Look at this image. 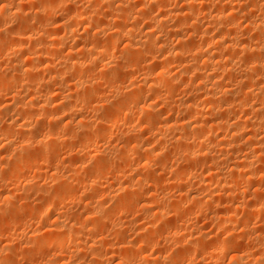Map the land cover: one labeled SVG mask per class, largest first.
<instances>
[{
	"label": "bare ground",
	"instance_id": "1",
	"mask_svg": "<svg viewBox=\"0 0 264 264\" xmlns=\"http://www.w3.org/2000/svg\"><path fill=\"white\" fill-rule=\"evenodd\" d=\"M12 1L0 0V59L5 60L0 64V213L7 211L0 217L3 223L16 224L24 211L40 219L45 210L50 220L46 224L43 220L42 232L32 228L26 234L24 248L29 253L24 256L31 259L32 252L42 254L53 244L58 259L52 264H110L116 260L117 264H183L179 259L189 264L192 252L202 261L207 259V264H216L214 253L232 246L237 233L250 232L249 220L240 222L239 218L236 224L238 213H264L263 191L254 192L253 203L239 202L240 193L236 191L239 185L264 181V110L259 111L257 106L264 104V0H178L180 5L175 8L167 7L169 0H79L86 5H79L77 0H27L39 3L35 6L37 19L30 10L26 17L18 15L19 7ZM208 4H212V11L209 7L206 10ZM11 6L17 10L12 11ZM68 7L69 24L60 19L63 15L52 16ZM155 7L160 8L157 16L153 15ZM12 14L23 17L15 21L18 28L13 22L16 29H5L4 21ZM31 16L38 24L33 22L37 24L35 28L31 21L33 29L28 30ZM27 42L31 43L27 48L31 53L20 61L21 47ZM34 42L39 48L34 44L35 48L31 47ZM18 52L22 53L20 57ZM41 72L46 77L38 80L35 75ZM132 73L140 77L133 79ZM190 75L197 83L187 87L184 83ZM189 80L192 78L186 83ZM42 81L47 86L44 84V91L40 90ZM182 89L193 99H176ZM158 103L164 112L174 111L180 117L160 118L162 111L154 112ZM119 121L127 123L119 137H123L122 141L102 144ZM14 137L17 141L12 140ZM149 143H155V147H149ZM66 149L74 153L73 159L67 164L65 159L54 160ZM93 149L97 151L93 157L100 154L94 163L90 155ZM51 161L57 171L53 172L55 169L49 165L52 173L43 174L58 185L56 190L47 192L34 180L24 182L18 188L21 193L10 190L15 188L9 186L19 185L25 168L35 164L33 167L38 165L40 169ZM154 161L158 171L150 169ZM174 162L178 164L176 169L172 168ZM193 166L202 167L203 173L193 172L195 181L191 184L200 189L184 187L171 197L159 192L170 182L166 183L157 172L169 171L174 176L171 181L181 185L191 178ZM133 170L138 171L136 177H128ZM39 172L37 169L35 175L43 176ZM109 177L113 183L107 181ZM214 189L223 195V200L235 191L239 193L235 197L237 204L210 218L216 231H226V240L220 242L210 233L199 231L196 237L192 233L186 237L180 232L183 225L174 222L172 229L163 228L167 216H183L185 205L195 214L208 209L210 212L212 206L224 209L225 204L218 208L224 202ZM79 190L85 192L83 198L77 196ZM142 194L149 196L144 198ZM99 196L111 205L104 207L106 202ZM79 197L81 201L85 199L84 211L78 216L70 215L68 202L78 201ZM135 210L142 222L120 220ZM263 224L259 225L260 233ZM105 227L122 240L109 242L108 232L103 234ZM40 232L45 234L41 236ZM19 233L6 236L5 244H1L0 264L18 261L19 256L17 260L8 256ZM129 233L133 240H128ZM178 235L182 241L180 250L174 248L173 253L170 250L166 254L157 251L154 255L148 252L158 238L168 241ZM257 235L258 243L264 246V238ZM244 252L232 253L230 264H251L252 260L253 264H264V259L260 261L256 256L249 261L247 255L250 259L256 254Z\"/></svg>",
	"mask_w": 264,
	"mask_h": 264
},
{
	"label": "rangeland",
	"instance_id": "2",
	"mask_svg": "<svg viewBox=\"0 0 264 264\" xmlns=\"http://www.w3.org/2000/svg\"><path fill=\"white\" fill-rule=\"evenodd\" d=\"M14 2H15V4L17 3V5L15 6V7H19V9L17 10V8H15V7H12L11 6V9H12V11L13 10H17L18 12H17V14L18 15H20L21 13V15H24L25 17H26V15L27 14H31L30 13V11L32 12V14L31 15H33V17L35 16V11H37V7H35V6H37V4H39L38 2H28L27 0H25L24 2H22V0L20 1V0H13ZM12 1V3H14ZM77 1H79V0H77ZM168 1V0H167ZM245 1H247L248 3H250V2H252V1H248V0H245ZM245 1H242L243 3H245ZM246 2V3H247ZM81 3L83 4V5H86V2H82V1H79V5H81ZM168 3L169 4H172V5H170V6H168ZM168 3H166L167 4V7H169V8H175L176 6L177 7H179V5H180V3H179V1L178 0H175V1H172V0H169L168 1ZM178 3V4H177ZM1 4V3H0ZM14 4V5H15ZM25 4V5H24ZM173 5H175V6H173ZM1 6V5H0ZM29 6V7H28ZM23 7H24V9H25V11H24V9H23ZM211 9H209V8ZM212 7V4H208V6H207V8H206V10H208L209 9V11H212L213 10V7ZM15 8V9H14ZM27 8H30V9H27ZM70 7H68L66 10H65V8H62V9H59V10H57V12H55V13H57V14H55L54 13V15H52V16H54V17H56V18H58V16L60 15V19H63L64 20V22L66 23V24H69L70 22V20H68V15H69V13H68V9H69ZM140 8V7H139ZM158 8V7H157ZM156 7L154 8V10L155 11H153V15H158L159 14V9L160 8H158L157 9ZM21 10H23L22 12H20ZM27 10V11H26ZM30 10V11H29ZM64 10V11H63ZM71 10V8L69 9V11ZM158 10V12L156 13V11ZM61 11H63V12H61ZM28 12V13H27ZM60 12V13H59ZM68 14H67V13ZM27 13V14H26ZM65 13H66V15H65ZM17 14H12L11 15V17L9 16V18L8 19H6V21H4L5 22V29L6 28H8V30H12L11 28H14V26H15V24L19 21L20 22V20H18L19 18H22V17H18V18H16L17 17ZM26 14V15H25ZM14 15V17H12ZM16 15V16H15ZM33 17L31 16L30 18H32V19H30L29 20V23L31 22L32 24H34V26H35V28H36V26H37V22H35V19H37V15L34 17L35 19L33 20ZM38 17H40V16H38ZM64 17H67V18H64ZM12 18H14V20L12 19ZM41 18V17H40ZM10 19H12V21L10 20ZM25 19V18H24ZM27 19V18H26ZM16 20H18L17 22H15ZM37 21H39V20H37ZM11 22H12V25H11ZM13 22H15V24L13 23ZM33 22H35V23H37L36 25H35V23H33ZM143 22V21H142ZM30 23V25H29V27H28V30H30L32 27H33V25ZM141 23V22H140ZM139 23V26L141 25ZM2 27L4 28V24H3V21H2ZM142 24H144V23H142ZM10 25V26H9ZM18 25H19V23L18 24H16V27L18 28ZM8 26V27H7ZM34 28V29H35ZM141 28V27H140ZM14 29H16V28H14ZM33 29V28H32ZM82 30V29H81ZM9 42V43H8ZM6 43H8V44H11V42L9 41V40H7L6 41ZM36 42H34V43H32V46L31 47H34L35 48V46H33V44L34 45H36V49H37V47L39 48V46H38V43H36ZM171 43L173 44V42L172 41H170V45H171ZM7 44V45H8ZM24 44H28V42L27 43H23V45H22V47H21V49H23V50H21V51H23L22 53H23V56H21L20 57V55L22 54H20L19 52V54L17 53V57L19 56L20 57V59H22V58H26L27 56H26V54H30L31 52L28 50L29 48L28 47H30V45H31V43H29V45H27V46H25ZM9 46V45H8ZM25 47V49H24V47ZM118 46V48H120V50L122 49V44H118L117 45ZM28 48V49H27ZM34 48H31V49H34ZM116 49H117V47H116ZM26 50V51H25ZM35 50V49H34ZM119 49H117V51H118ZM20 51V52H21ZM25 51V52H24ZM33 51V50H32ZM1 57V56H0ZM13 57V56H12ZM116 57V56H115ZM242 57V56H241ZM14 58V57H13ZM13 58H11V59H13ZM240 58V57H239ZM244 58V57H243ZM2 59L4 60V57H2L0 60H1V63L0 64H2ZM15 59V58H14ZM19 59V58H18ZM19 59V60H20ZM117 58H115V59H113V60H116ZM24 59H22V60H20V61H23ZM240 60V59H239ZM239 60H236V61H238V62H236V63H239L240 61ZM117 61V60H116ZM241 61H242V59H241ZM4 62H5V60H4ZM3 62V63H4ZM41 74L43 75V76H41ZM132 77L131 78H133V79H135L134 77H136V79L138 78V77H140V75H138V74H133L132 73ZM35 76H37V77H35V78H37L38 80H42V78H44V77H46V76H44V73H38V74H36ZM41 76V77H40ZM40 77V78H39ZM190 78H192V80H189V82L188 83H186L187 81H188V79H190ZM190 78H188L187 80H186V82L184 83L187 87H189L191 84H194V85H196V83L197 82H194L193 80H194V78H193V76H191L190 75ZM43 83V84H42ZM42 83H41V86L42 87H40L41 89V91H44L46 88H47V86H46V84H45V81H42ZM44 84H45V89H43L44 88ZM188 84V85H187ZM184 85V88H187L186 86ZM262 86V85H261ZM182 90H183V93H182ZM182 90H180V93H178L177 95H176V99H178V98H180V99H185V100H187V99H193L192 98V96L190 97V94H188L187 95V93H184V89H182ZM179 95H180V97H179ZM183 96V97H182ZM5 97V96H4ZM3 97V98H4ZM182 97V98H181ZM179 99V100H180ZM184 100V101H185ZM200 100H202V99H200ZM161 104H159L158 103V105L156 106V108H155V110H154V112H156V113H158V111H162V113L161 114H163V115H160V118H163L164 120L167 118V119H169V118H171V119H175V118H179L180 117V115H178V113L177 112H172V111H170L169 113H168V111H165L164 112V110H163V108H162V106H160ZM257 106H258V109H259V111H263L264 110V104H262V105H260V104H257ZM256 106V107H257ZM262 106V107H261ZM262 109V110H261ZM237 113V112H236ZM177 114V115H176ZM176 115V116H175ZM239 115H240V113L238 112L237 113V116L239 117ZM245 115V114H244ZM250 114H248V115H246V116H249ZM162 116V117H161ZM178 116V117H177ZM237 116H236V118H237ZM242 116H243V114L242 115H240V118L242 119ZM244 117L245 116H243V119H244ZM240 118H238V119H240ZM163 119H162V121H163ZM166 119V120H167ZM241 119L239 120V121H241ZM236 119H234V121H235ZM43 121V120H42ZM41 121V122H42ZM46 121V120H45ZM237 121V120H236ZM239 121H237V122H239ZM41 122H40V124H41ZM120 123H116V125H114V128L108 133V135H106L105 136V138H104V142L102 143V144H104V145H106L107 146V144H118L120 141H122V139H123V137H121L120 139H119V137H120V134L122 133V131H124V129L126 128L125 127V124L127 125V123H124V121H119ZM43 123H44V121H43ZM43 123H42V125H43ZM46 123V125H48V123L47 122H45ZM124 123V124H123ZM136 123H137V120H136ZM124 125V126H123ZM44 126V125H43ZM125 127V128H124ZM142 127V126H141ZM140 127V129L141 130H143V127L141 128ZM118 132H120V133H118ZM217 132H215V133H213V135H215ZM218 134H220V133H218ZM223 133H221V135H222ZM212 135V136H213ZM261 135V134H260ZM263 135V134H262ZM147 137V136H146ZM213 137H215V136H213ZM15 138V139H14ZM12 140H16L17 141V139L18 138H16V137H14ZM127 137H125L124 138V140L126 139ZM109 142H111V143H109ZM153 145H155V143H153V144H151V143H149V147H155V146H153ZM251 147H253V146H251ZM69 149H66V151H60V156L57 158V159H54V158H56V157H53V159L54 160H58L57 162H63L64 161V159L65 160H67L66 161V164L68 163V161L69 160H71L70 158H74V156H72L74 153H72L71 152V150H69ZM95 149H93V150H91V152H90V155L92 156V155H96L97 156V154H94V153H97V151L95 150ZM94 151V152H93ZM244 151H246V150H244ZM244 153V152H243ZM98 154H99V152H98ZM240 154H242V152L241 153H238V155H240ZM57 155H59V154H57ZM54 156H56V155H54ZM93 157V156H92ZM52 158V157H51ZM94 158V159H93ZM92 158V163H94L95 161H97L98 160V158L100 159V154H99V156L98 157H93ZM61 159H63V160H61ZM61 160V161H60ZM53 161V160H52ZM51 161V162H52ZM153 161V160H152ZM152 161H151V163H152ZM156 162H157V160H155ZM154 161V163L151 165V170H156L157 169V171H158V168H155V167H157L156 165H155V162ZM53 163V164H52ZM51 164H47V165H41L40 166V169H39V166L37 165L36 167H38V168H35V167H33V165L35 166V164H30V165H32L31 167L29 166V164H28V166L27 167H30V168H25L24 170H23V174L22 175H25V176H27L26 178H25V176H23V178H20V183H17V184H19V185H17V187H15V186H9V187H14L15 188V190L13 189V188H10V190H13L14 191V193L16 192V193H21V190H19V189H21L20 187H21V185L24 183V182H26L27 180H34V182L35 183H37V185L38 186H42L41 188H43V189H45V187H46V189H45V191H47V192H52V191H54V190H56V188H57V184H55L54 182H51V180L49 181L48 179H46V174L49 172V174H51L52 173V169H50V167H49V165H52V168L53 169H55L53 166H54V162H52ZM55 164H56V162H55ZM176 163L174 162V164H173V166H172V168L173 169H176L178 166V164H176ZM174 165H175V167H174ZM46 166V167H45ZM155 166V167H154ZM61 167V169H62V166H60ZM152 167H154V168H152ZM201 166H193V168H192V170H191V178H188V180H186L185 179V181H184V183H182L181 185L180 184H175L174 182H172L171 181V179L172 178H174V176L173 175H171L170 174V172L169 171H165V172H161V173H159V172H157L158 173V176L160 175V176H164L163 178L165 179V182L167 183V182H170V186H172V187H170L168 184V186L170 187H166V184L165 185H163L162 186V189H160L159 190V192H163V194L164 195H167L168 197H171V196H173V195H175L176 194V192H178V190L179 189H184V187H185V189L184 190H198V189H200L199 188V186L197 187V184L196 185H193V186H191V184H192V182L193 181H195V180H193L194 178H192V174H193V172H195V174H197L198 172V174H200L201 172H202V167L200 168ZM44 168V169H43ZM59 168V167H58ZM171 168V169H172ZM198 168H199V171H198ZM37 169L40 171L39 172V174L40 173H42V175L43 176H41V175H35V173L37 172ZM43 169V170H42ZM46 169H47V171H46ZM49 169V170H48ZM196 169V170H195ZM201 169V170H200ZM54 171H57V169H55V170H53V172ZM59 171V170H58ZM46 172V173H45ZM51 172V173H50ZM138 171L136 170V173H137ZM152 172V171H151ZM34 173V174H33ZM46 175H44V174ZM130 173H132V171H129L128 172V174L127 175H129L128 177H131V175H132V177H134L135 175H136V173H135V170H133V173L132 174H130ZM157 173H156V176H157ZM203 173V172H202ZM36 174H38V173H36ZM48 174V175H49ZM134 174V175H133ZM164 174V175H163ZM33 175H35V176H33ZM169 175H171V177L169 176ZM33 176V177H32ZM173 176V177H172ZM195 175L193 174V177H194ZM34 177H35V179H34ZM40 177H42V178H40ZM136 177V176H135ZM134 177V178H135ZM44 178H45V180H44ZM25 181H24V180ZM122 179V178H121ZM168 179H169V181H168ZM167 180V181H166ZM47 181V182H46ZM107 181H112V179H111V177H109V179H107ZM186 181L187 182H189V183H186ZM47 184H46V183ZM172 182V183H171ZM1 183V182H0ZM111 183H113V181L111 182ZM110 183V184H111ZM174 183V184H173ZM42 184V185H41ZM164 184V183H163ZM187 184V186H185ZM190 184V185H189ZM1 185H2V183H1ZM105 185V184H104ZM103 185V186H104ZM162 185V184H161ZM178 185H179V187H178ZM106 186V185H105ZM48 187V188H47ZM56 187V188H55ZM164 187V188H163ZM177 187H178V189H177ZM183 187V188H182ZM194 189H193V188ZM196 187V188H195ZM19 188V189H18ZM166 188V189H165ZM191 188V189H190ZM238 188H240V189H238ZM238 188H236V191L237 192H239V193H236V191H235V193H232L231 195H230V198H227V196H224V197H226L227 199H229L230 201H226V198H225V200H223L222 198H223V195H220V194H218V192L216 191L214 194H218V199L220 198V196L222 197V198H220V199H222L223 200V202L224 203H221V205L218 207V208H220V207H222L224 204V209H222V208H220V209H217V208H215L214 206H212V209L210 208V212H208L209 211V209L207 210V214L205 213V212H202L203 213V215H202V213L200 214V213H198L197 212V214H195L196 212H191V211H187V210H189V208L187 207V205H185L184 206V208L186 209V211H183V216L185 217H183L182 215H179V216H175V215H171V216H167L165 219H164V222H167V223H164V224H166V225H163V228L164 229H167V228H169V229H172V227L177 223L178 225H183L182 227H183V229H182V227H181V231L180 232H182L181 234H185L184 236H189L190 235V233H192V235L194 236V237H196V236H198L201 232H206V234L208 233H210L211 234V236H213V237H216V240H218L219 239V241L220 242H222V239H224V240H226V231L223 233V231H216L215 229H214V227H213V224H212V221H211V217H213V214L215 215L216 214V216H218V215H221V212H222V214H223V212H225L227 209H229V208H232L234 205L233 204H235L234 202H236V204H237V200H239V202L242 200V202H248V203H253L254 202V200H252V199H254V197L252 198V195L254 194V192H258V190L260 191L261 190V193H262V191L264 192V181H261L260 182V180L258 179V180H255L253 183H250L249 185H247V186H245V185H239V187ZM238 189V190H237ZM247 190V191H246ZM257 190V191H256ZM3 191V185H2V188L0 187V193ZM83 191V190H82ZM82 191H78V193H77V196H80L81 198H83L84 197V194L83 193H85V192H82ZM243 193H242V192ZM82 192V193H81ZM199 192H202V191H199ZM248 192V193H247ZM15 193V194H16ZM150 193H152V191H150ZM204 193H206V192H202V194H204ZM260 193V192H259ZM107 194V193H106ZM105 194V195H106ZM148 194V193H147ZM162 194V193H161ZM213 194V195H214ZM216 194V195H217ZM237 194H239V199H237L236 200V198H238V197H236V195ZM245 194V195H244ZM249 194V195H248ZM86 195V194H85ZM105 195H104V198H105ZM143 195H145L146 196V194H142V196ZM233 195V196H232ZM262 195H264V194H262ZM145 196H143L144 198H145ZM149 195H147L146 197H148ZM79 197V198H80ZM100 197V200L102 201V202H106V203H104L103 204V206L104 207H109L111 204H109L110 202H107V200L105 199V200H103V196H99ZM137 197V196H136ZM139 197V196H138ZM167 197V198H168ZM231 197H232V199H231ZM236 197V198H235ZM264 197V196H263ZM78 198V201H75V202H68V205L70 206L69 207V209H71L70 210V215L72 214V215H75L76 214V216H78V214L79 213H81V212H83L84 211V200L83 201H81V198L79 199ZM140 198V197H139ZM139 198H137V200L139 199ZM142 198V197H141ZM140 198V199H141ZM216 198V197H215ZM235 198V199H234ZM136 200V199H135ZM136 200V201H137ZM232 200V201H231ZM236 200V201H235ZM245 200V201H244ZM253 201V202H252ZM227 202V203H226ZM230 203H232L231 205H230ZM107 205V206H106ZM228 205V206H227ZM83 206V208H81ZM188 208V209H187ZM226 208V209H225ZM184 209V210H185ZM44 210V209H43ZM218 210V211H217ZM221 210V212H219ZM42 211V210H41ZM136 211V210H135ZM132 212V214H131V212H129L130 214H131V216H130V214H129V216H124V215H122V218H120V220H122L123 219V221H129L130 219H131V221H133L135 224H138V223H140V222H142V220L143 219H141V215L139 216V213L136 211V212ZM213 211V212H212ZM216 211V212H215ZM3 212L4 211H1V213H0V215H1V217H3ZM5 212H7V211H5ZM4 212V213H5ZM121 212H123V211H121ZM121 212H118V214H119V216L121 215ZM185 212V213H184ZM188 212V213H187ZM45 213V214H44ZM48 213H49V211H43V213L41 212L40 213V215H45L44 216V218H43V216H41V218H40V216H39V218L40 219H38V217H36L35 218V216H32V215H30L27 211H24L23 212V214H22V216L19 218V219H17L16 220V224H7V222H5V223H3L4 222V220H3V218H1L0 217V222L3 220V222H1V224H0V237H2V238H0V246H2V245H4L5 244V242H6V236H11V234H13V235H15V233H19V231L20 232H22L19 236H17L16 235V237H17V239H16V237H15V242L16 243H14V240L12 241L13 243H14V245L12 246L13 248L11 249V252H10V255H11V257H10V255L8 256L9 257V259L10 260H12L13 258H15L16 259V257L17 256H19V257H17V259H18V261H16L15 262V264H28L29 262H34V263H36V264H52V262L54 263L58 258H57V254H58V252L56 251V246L54 245L53 246V244H51L52 246H50V247H52V248H50V247H47V248H50V249H46L45 250V252L44 253H42V251H41V253L42 254H40L39 253V255H38V253H36V252H32V253H34V254H32V253H30V254H32V256H30L31 257V259L29 258V256H24V255H26V253H29V251L28 252H26L25 253V248L24 247H26V245H25V242L27 241V237H26V234H27V236L30 234V232H32L33 230H41V228L43 227V225H45L47 222H50V220H47V215H48ZM75 213V214H74ZM127 213V212H126ZM126 213H125V215H126ZM133 213H136V214H133ZM118 214H117V216H118ZM185 214H189V216L188 215H186L185 216ZM209 214V215H208ZM239 215V217H237L238 219V221L236 222V224H238V223H240L241 222V220L242 221H248V223L249 222H251V223H249V225H248V229L249 230H247V231H250L249 232V234L248 233H246V232H244L245 233V235L243 234H238L237 233V235L239 236L240 235V238L238 237V236H236L235 238H234V240L233 241H235V239H236V241H235V245L234 244H232V246H236V248L235 247H232L231 245H230V247H228V249L227 250H225L223 253L222 252H219V254L218 253H214V255H216V256H214V258H212L213 259V262H214V260H215V262H216V264H230V262H231V256L236 252V253H238L239 251L240 252H242L243 250L245 251L244 253L247 255V254H251L252 256L254 255V254H256V255H254V257H252V258H250L249 259V257H250V255H247V256H249L248 257V260L250 261L251 259H254L255 260V258L257 257V258H261V260L260 261H262V259H264V246H262V245H260L259 243H258V241L260 240L259 238H256V235H257V237H259V235H260V238H264V229H263V233L261 232L260 233V229H259V225L260 224H262V223H264V213H262L263 215H261V214H246L245 212L244 213H238ZM128 215V214H127ZM245 215V216H244ZM248 217H247V216ZM252 215V216H251ZM180 216H182V217H180ZM187 216H188V218H187ZM244 216V217H243ZM251 218H250V217ZM124 217V218H123ZM127 218H129V219H127ZM178 218H181V219H178ZM239 218H240V222H239ZM260 218V219H259ZM45 219V224L43 223V220ZM117 219H119V217H117ZM125 219V220H124ZM137 219V221H135ZM210 219V220H209ZM251 219V220H250ZM258 219H259V221H258ZM261 219H263V221L261 220ZM166 220V221H165ZM168 220V221H167ZM177 220V221H176ZM182 221H183V223H182ZM189 221V222H188ZM137 222V223H136ZM174 222V225L172 224ZM190 224V225H186V224ZM193 223V224H192ZM171 224V225H170ZM17 225H20V227H21V230H20V227H19V231L17 230L18 229V227H17ZM42 225V226H41ZM210 225V226H209ZM264 225V224H263ZM263 225H261L262 227H264ZM41 226V227H40ZM162 226V225H161ZM185 226H186V230H184L185 229ZM190 226V227H189ZM232 226H234V224L232 225ZM237 226V225H236ZM254 226V227H253ZM255 226H258V227H255ZM238 227H239V225L236 227L237 229H238ZM251 227V228H250ZM256 228L255 229V231H257V232H254V230H253V228ZM32 228H33V230H32ZM39 228V229H38ZM106 228V229H105ZM104 229V236H106V235H110V237L112 238V240L110 239V237H108V236H106L109 240V242H113L114 243V239L116 238V237H120V236H117L116 234H114V233H109L110 231H109V229L107 228V227H105ZM206 228V229H205ZM258 228V229H257ZM169 229H167V230H169ZM208 230V231H207ZM251 230H252V232H251ZM262 230V229H261ZM43 230H41V232H42ZM188 231V232H187ZM196 232V233H194V232ZM200 233H199V232ZM259 231V232H258ZM28 232V233H27ZM40 232V234H41V236L42 235H44V234H42ZM107 234H106V233ZM185 232V233H184ZM212 232V233H211ZM197 233H199V234H197ZM260 233V234H259ZM106 234V235H105ZM181 234H180V237H181ZM196 236H195V235ZM202 234H204V233H202ZM217 234H218V237H217ZM228 234V233H227ZM251 234V235H250ZM111 235H114V236H111ZM119 235V234H118ZM128 235V236H127ZM132 234H126V236L129 238V236L131 237V239H128V240H133V238H132V236H131ZM182 235V236H183ZM215 235V236H214ZM225 235V236H224ZM244 236V237H242V236ZM262 235V236H261ZM5 236V237H4ZM40 236V235H39ZM122 236V238L124 237V234L123 235H121ZM44 237V236H43ZM179 237V235L177 236V238H176V236H175V238H169L168 239V241L166 240H162V239H160V238H158V243H157V241H156V243L152 246H150V247H148V252L149 253H153V255L154 254H157V251H158V253L159 252H162V253H173L174 251H175V249H178V250H180L181 248H182V246H180L182 243V241L180 242V238ZM228 237V236H227ZM249 237V238H248ZM118 238H116V239H118ZM238 238V239H237ZM254 238H255V241H257V243L255 242L254 243ZM14 239V238H13ZM115 239V242H117V240ZM17 240V241H16ZM119 240V239H118ZM122 240V239H121ZM121 240H119V242L121 241ZM165 243H164V242ZM174 241V242H173ZM74 242V241H73ZM73 242H70L71 244L69 245V243H67L66 242V244L67 245H69V246H71L72 244H74ZM237 242V243H236ZM159 243H160V245H159ZM165 245H164V244ZM175 243V244H174ZM2 244V245H1ZM243 246H242V245ZM248 244V245H247ZM256 244V245H255ZM259 244V245H258ZM16 245V246H15ZM215 245V244H214ZM242 247H241V246ZM163 246H166V247H164V249H163ZM209 246V245H208ZM211 247L210 248H213L212 247V245H210ZM240 246V247H239ZM246 246V247H245ZM262 246V247H261ZM153 247V248H152ZM239 247V248H238ZM15 248V249H14ZM18 248V249H17ZM20 248V249H19ZM55 248V249H54ZM153 249V250H151V249ZM160 248V249H159ZM175 248V249H174ZM241 248V249H240ZM261 248H263V249H261ZM27 249H28V247H27ZM44 249V248H43ZM55 251H53V250ZM229 249H230V251H232V252H229ZM232 249H235L234 251L232 250ZM250 251H249V250ZM48 250H50V251H48ZM170 250H172L171 252H170ZM242 250V251H241ZM14 251H16V253H13ZM27 251V250H26ZM39 251V252H40ZM44 251V250H43ZM46 251H48V252H46ZM151 251V252H150ZM155 251V252H154ZM246 251H247V253H246ZM257 251V252H256ZM21 252V253H20ZM226 252V253H225ZM253 252V253H252ZM36 253V254H35ZM176 253V252H175ZM192 253H194V254H192ZM191 254H192V256H191V258L193 259H190L189 260V262L191 263V264H207V262H209L207 259H205V260H203L202 261V259L200 258H198L197 257V254H195V252H192ZM233 253V254H232ZM18 254V255H17ZM29 254V255H30ZM232 254V255H231ZM260 254H261V256H260ZM174 255V254H173ZM196 255V256H195ZM21 256V257H20ZM22 256H24L25 257V259H24V257H22ZM256 256V257H255ZM33 257V258H32ZM12 258V259H11ZM31 260V261H28L29 259ZM35 258V259H34ZM63 259L62 260H67V257H62ZM196 258V259H195ZM16 259V260H17ZM200 260L202 261V262H200ZM207 260V261H206ZM179 261L180 262H182L183 264H188V261L187 260H184V261H182V260H180L179 259ZM178 261V262H179ZM116 262H117V260H116ZM116 262H111L110 264H115ZM177 263V262H176ZM189 263V264H190ZM103 264H105V263H103ZM117 264V263H116ZM177 264H180V263H177ZM251 264H253V260L251 261Z\"/></svg>",
	"mask_w": 264,
	"mask_h": 264
}]
</instances>
